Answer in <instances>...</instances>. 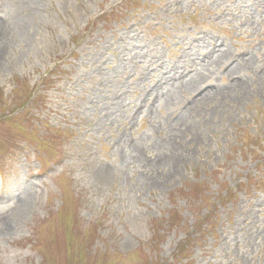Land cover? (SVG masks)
<instances>
[{
  "label": "rangeland",
  "instance_id": "rangeland-1",
  "mask_svg": "<svg viewBox=\"0 0 264 264\" xmlns=\"http://www.w3.org/2000/svg\"><path fill=\"white\" fill-rule=\"evenodd\" d=\"M254 3L0 0V264H264V15ZM207 37L227 57L194 68L224 94L185 126L198 94L186 88L137 116L154 76L189 70L185 54L205 58ZM147 67L154 76L140 77Z\"/></svg>",
  "mask_w": 264,
  "mask_h": 264
},
{
  "label": "bare ground",
  "instance_id": "bare-ground-1",
  "mask_svg": "<svg viewBox=\"0 0 264 264\" xmlns=\"http://www.w3.org/2000/svg\"><path fill=\"white\" fill-rule=\"evenodd\" d=\"M257 3H254V7L261 8L260 14L264 15V0H256ZM127 38L130 40L136 39V36L134 33H131L130 31L127 33ZM210 38L207 37L205 40L202 41V43L207 41L208 45H211V49H209L208 53L205 55V58H200L195 55V53L189 52L186 53V58H189L192 62V65H189V70L185 69V67L181 66L180 63L174 64L173 67H170V70L167 73H163L162 71L159 72V75L154 76L153 71L150 70L149 67L144 68L143 72L140 73V77H143L144 73H148L147 75L154 76L156 78V81H154L155 86L152 88V91L145 94V101H147V104H145V108L141 110H136L135 114L139 116L143 112H151L154 108L158 107V104L163 100H173L174 96L178 92H183L184 90L188 89L189 91L198 92L197 96L191 100V103L186 106V108L183 111L182 116L180 117L182 120L180 122L186 121L188 115H192L194 111L197 110L200 104H202L205 101L210 100L212 97H216L219 95H223L225 91L222 90V88H219L218 86L210 83H206L202 81L201 76H199V70L197 68H194L195 65H199L200 68H203L204 66L208 67L213 64H218L222 62V59H225L226 55V49L223 44H219L217 41L214 43H210ZM130 44V43H129ZM128 43L124 44L122 43L118 48V53L120 56H122V59L124 60L126 58L127 61H131L134 56H130V45ZM121 59V60H122ZM237 63L232 64L228 71L234 72L236 68L241 66V64H246L249 62V57H244L241 61H236ZM123 63V62H121ZM117 65L118 69L121 68L122 76L125 72V67L122 66V64ZM124 64V63H123ZM160 68V66H159ZM163 68V67H162ZM161 68V69H162ZM184 70V71H181ZM145 76V75H144ZM241 79L237 80L233 85L234 86H241ZM186 88V89H185ZM126 92L117 94L115 97H117V102L119 103L118 106L124 105L125 99H126ZM143 95L140 97L142 99ZM153 97V98H152ZM182 126H185V122L182 123ZM163 161V158H155L149 161V165L153 167H159L160 163Z\"/></svg>",
  "mask_w": 264,
  "mask_h": 264
}]
</instances>
